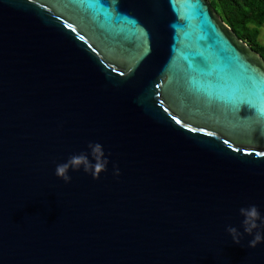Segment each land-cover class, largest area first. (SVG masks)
I'll use <instances>...</instances> for the list:
<instances>
[{"label": "water", "instance_id": "1", "mask_svg": "<svg viewBox=\"0 0 264 264\" xmlns=\"http://www.w3.org/2000/svg\"><path fill=\"white\" fill-rule=\"evenodd\" d=\"M262 105L208 0H0V264H264L225 230L264 217Z\"/></svg>", "mask_w": 264, "mask_h": 264}, {"label": "clouds", "instance_id": "2", "mask_svg": "<svg viewBox=\"0 0 264 264\" xmlns=\"http://www.w3.org/2000/svg\"><path fill=\"white\" fill-rule=\"evenodd\" d=\"M256 111V115L261 119H264V105L256 107L253 106ZM88 152L81 151L78 154L70 155L63 163L56 165L54 174L56 177L62 179L65 183H69L72 177L68 174L69 169L73 171L83 168V172L90 174L93 179H98L99 174L107 170L109 160L105 156L103 146L98 142L87 143ZM91 156V160L89 159ZM94 161V163L92 162ZM113 175L119 176L120 169L113 164ZM239 214L243 217L241 225L243 227V233L240 232L234 226H227L226 232L231 236L233 243L239 244L243 235L246 233L253 238L248 241L249 248H255L257 244L264 242V234L259 230L264 226V217L261 216L256 205L252 204L247 207H240L238 209ZM259 221V223H258ZM255 230V231H254Z\"/></svg>", "mask_w": 264, "mask_h": 264}, {"label": "trees", "instance_id": "3", "mask_svg": "<svg viewBox=\"0 0 264 264\" xmlns=\"http://www.w3.org/2000/svg\"><path fill=\"white\" fill-rule=\"evenodd\" d=\"M221 19L264 58V0H208Z\"/></svg>", "mask_w": 264, "mask_h": 264}, {"label": "rangeland", "instance_id": "4", "mask_svg": "<svg viewBox=\"0 0 264 264\" xmlns=\"http://www.w3.org/2000/svg\"><path fill=\"white\" fill-rule=\"evenodd\" d=\"M264 35V26L261 29V36H260V40L262 41V36Z\"/></svg>", "mask_w": 264, "mask_h": 264}, {"label": "snow or ice", "instance_id": "5", "mask_svg": "<svg viewBox=\"0 0 264 264\" xmlns=\"http://www.w3.org/2000/svg\"><path fill=\"white\" fill-rule=\"evenodd\" d=\"M257 155H264V153H257Z\"/></svg>", "mask_w": 264, "mask_h": 264}]
</instances>
